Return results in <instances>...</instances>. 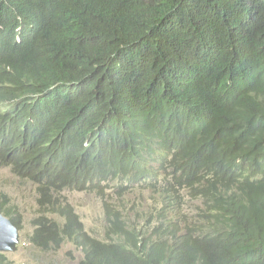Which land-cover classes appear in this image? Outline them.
Listing matches in <instances>:
<instances>
[{
	"label": "trees",
	"instance_id": "trees-1",
	"mask_svg": "<svg viewBox=\"0 0 264 264\" xmlns=\"http://www.w3.org/2000/svg\"><path fill=\"white\" fill-rule=\"evenodd\" d=\"M0 101L38 247L68 240L79 264H264V0H0ZM114 179L164 203L185 189L199 219L158 215L165 247L105 200L94 238L61 191Z\"/></svg>",
	"mask_w": 264,
	"mask_h": 264
},
{
	"label": "rangeland",
	"instance_id": "rangeland-1",
	"mask_svg": "<svg viewBox=\"0 0 264 264\" xmlns=\"http://www.w3.org/2000/svg\"><path fill=\"white\" fill-rule=\"evenodd\" d=\"M124 179L111 180L96 192L66 189L62 191V200L69 201L80 215L84 227L90 234L100 236L105 224L103 200L109 201L113 208L126 212L129 224L146 226L151 224L156 215V208L161 206L155 192L142 189L140 185L129 184L124 190L117 186ZM126 184V183H124ZM125 189H131L127 192ZM126 191V193H125ZM177 219L182 223L199 218L202 205L199 198L180 192ZM0 204L10 209L21 223L19 241L14 250L5 252L9 259L6 264H78L82 258L81 250L70 242H65L53 250H43L29 241V235L35 229L32 218L37 215L34 190L30 184L19 185L6 167H0ZM152 214L151 220L148 215Z\"/></svg>",
	"mask_w": 264,
	"mask_h": 264
},
{
	"label": "clouds",
	"instance_id": "clouds-1",
	"mask_svg": "<svg viewBox=\"0 0 264 264\" xmlns=\"http://www.w3.org/2000/svg\"><path fill=\"white\" fill-rule=\"evenodd\" d=\"M18 19H19V17H18ZM15 31H17V28H16V30ZM18 39V38H17ZM3 104H6V105H9V104H13V102L12 101H0V106L1 105H3ZM0 154H1V152H0ZM0 167H6V168H8L9 169V171H10V175L16 180V182L19 184V185H21V186H23V185H26V184H30L31 186H32V189L34 190V195H35V200H36V204H37V197H38V195H37V191H36V187H35V185H33L32 183H31V181L30 180H28L24 175H22L21 173H20V171H17L16 170V172L14 173L13 171H12V168H15V167H17V165L16 164H14V161H12L11 159H6V158H4L3 156H1L0 155ZM114 180H116V179H114ZM109 181H111V180H109ZM109 181H107V182H103L99 187H103L105 184H107ZM120 185V184H119ZM119 185L117 186V189H119L118 187H119ZM133 186H135V185H139V184H132ZM140 185H143L141 188L142 189H146V190H150L151 192H155L156 194H157V196H158V200H160V202H161V206L160 207H158V208H156V210H155V212H154V214L156 215V217H154L153 218V220H151V218H152V214H149L148 215V217H149V219L151 220V224H148V225H146V226H137L138 228H141V229H143V230H147L148 231V233H151L150 235L151 236H153V239H155V240H157V242H161V243H163V245L166 247L169 243H171L172 241H173V233L172 232H170V228H169V226L171 225V224H163L162 226H160V219L158 218L159 216L160 217H166L165 219H164V221L165 222H168L169 221V219H171V222H173L174 221V223H177V224H179V225H191L195 220H197V219H199V218H195V219H189L187 222H184V223H182L181 221H179L178 219H177V216H178V209H179V201H178V197H180L181 195H180V192L182 191L185 195H187V196H190V195H188L187 194V191L185 190V189H181V188H178V189H176V188H174L175 189V194H176V199L173 201V202H168V203H164V202H162V199L159 197V195H158V193L155 191V189H154V187H150L147 183H142V184H140ZM159 185H160V183H159ZM90 189H94V188H90ZM64 190H66V189H64ZM76 190V189H75ZM119 190H123V189H119ZM173 190V189H172ZM172 190H171V192H170V195H171V193H172ZM63 191V190H62ZM62 191H61V194H62ZM78 191V190H77ZM82 191H86V190H82ZM87 192H96V190H92V191H87ZM125 193H126V191H125ZM62 195H61V199H62ZM197 198V197H196ZM201 200V199H200ZM65 201V200H64ZM103 201H105V200H103ZM103 201H102V205H103ZM66 202H68L71 206H72V204L69 202V201H66ZM1 205V204H0ZM201 205H202V208H203V204H202V200H201ZM2 207H4V206H2ZM73 207V206H72ZM8 212L10 211V209H7L6 207H4ZM38 206L36 207V210H37V215L35 216V217H33L32 218V221H31V223H32V225H34L35 226V223L33 222V220L35 219V218H37L38 216H40L42 213L41 212H39L38 211ZM73 209H74V207H73ZM103 209H104V207H103ZM75 210V209H74ZM76 212V211H75ZM77 213V212H76ZM126 213V212H125ZM160 213H162L163 215L161 216V214ZM0 214H2L3 216H5L6 218H8L10 221H11V223L17 228V231H18V236H19V232H20V226H21V223H20V226H17L8 216H6L2 211H0ZM78 214V213H77ZM127 214V213H126ZM200 214V213H199ZM79 215V214H78ZM159 215V216H158ZM49 217H52L55 221H57L58 223H64V217H62L60 214H59V216L58 215H56V214H49ZM79 217H80V215H79ZM129 217V216H128ZM130 218V217H129ZM18 220V219H17ZM80 220H81V217H80ZM19 221V220H18ZM81 222H82V220H81ZM106 223V222H105ZM82 224H83V222H82ZM104 226H105V224H104ZM174 226H175V232H176V234H181L183 231H184V229H183V227H181V226H178V225H175L174 224ZM83 227H84V224H83ZM35 228H36V226H35ZM84 229L86 230V232L87 233H89L88 231H87V229L84 227ZM35 230V229H34ZM34 230H33V232L29 235V241H30V243L32 244V245H34V246H37V245H35L33 242H32V240H31V237H32V235H33V233H34ZM103 230H104V227H103ZM103 230H102V234L100 235V236H96V235H94V234H90L91 236H93L94 238H104V233H103ZM19 238V237H18ZM18 241H19V239H18ZM65 242H70V241H68V240H65L64 241V243ZM18 243V242H17ZM16 243V244H17ZM71 243V242H70ZM72 244V243H71ZM74 245V244H73ZM75 246V245H74ZM38 247V246H37ZM76 247V246H75ZM40 248V247H39ZM77 249H79V250H81L80 248H78V247H76ZM0 252H2V253H5V252H8V251H2V250H0ZM81 252H82V250H81ZM166 254V253H165ZM82 257H83V253H82ZM81 260V259H80ZM78 264H79V262H78Z\"/></svg>",
	"mask_w": 264,
	"mask_h": 264
},
{
	"label": "water",
	"instance_id": "water-1",
	"mask_svg": "<svg viewBox=\"0 0 264 264\" xmlns=\"http://www.w3.org/2000/svg\"><path fill=\"white\" fill-rule=\"evenodd\" d=\"M18 237L17 228L8 218L0 214V250H14Z\"/></svg>",
	"mask_w": 264,
	"mask_h": 264
}]
</instances>
